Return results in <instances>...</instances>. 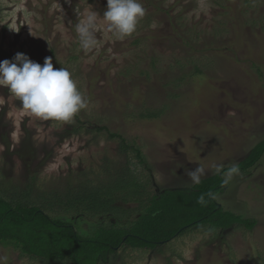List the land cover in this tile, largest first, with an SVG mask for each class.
I'll use <instances>...</instances> for the list:
<instances>
[{
  "label": "rangeland",
  "instance_id": "rangeland-1",
  "mask_svg": "<svg viewBox=\"0 0 264 264\" xmlns=\"http://www.w3.org/2000/svg\"><path fill=\"white\" fill-rule=\"evenodd\" d=\"M141 2L146 15L133 35L117 39L101 19L100 46L86 53L75 24L91 8L103 18L107 0H0V61L52 57L90 101L71 123L45 121L0 86V190L73 198L87 180L129 165L139 199L116 202L128 223L152 195L193 187L188 171L203 165L209 178L213 164H239L264 141V0ZM216 196L255 227L193 226L154 249L123 247L108 264H264V154ZM59 207L51 215L66 220ZM95 222H79L78 233L92 238ZM0 257L51 264L3 246Z\"/></svg>",
  "mask_w": 264,
  "mask_h": 264
},
{
  "label": "trees",
  "instance_id": "trees-1",
  "mask_svg": "<svg viewBox=\"0 0 264 264\" xmlns=\"http://www.w3.org/2000/svg\"><path fill=\"white\" fill-rule=\"evenodd\" d=\"M148 116L151 118L157 113ZM101 129L107 130L106 127ZM122 146L129 148L125 141ZM132 149L136 159H142L140 150ZM263 154L262 140L247 159L238 164L240 171L253 167ZM128 167L125 166L118 173L105 171L106 179L100 183L92 179L80 182L79 191L73 198L61 193L60 198H57L59 195L56 192L52 200L46 198V194H42V198L30 199V196L33 197L32 186L22 192L0 190V246L51 264H108L111 255L123 247L154 249L193 226L210 225L227 231L236 225L247 230L256 225L254 219L225 211L216 199L207 196L209 191L217 195L224 190L222 176L217 174L201 179L199 185L191 188L167 189L154 194L150 201L142 205L143 214L132 222H121L119 216L124 214L120 213L125 211L116 206V202L123 199L130 201L138 194V184L129 180L135 176L127 174ZM201 194L207 200L205 206L197 203ZM142 203L140 199L139 204ZM148 206L150 208L147 211ZM58 207L68 214L66 220L51 215L58 211ZM70 214L75 216L70 217ZM86 219L88 222L97 219L92 238L81 236L76 228L79 222H85Z\"/></svg>",
  "mask_w": 264,
  "mask_h": 264
},
{
  "label": "clouds",
  "instance_id": "clouds-1",
  "mask_svg": "<svg viewBox=\"0 0 264 264\" xmlns=\"http://www.w3.org/2000/svg\"><path fill=\"white\" fill-rule=\"evenodd\" d=\"M145 15L146 9L141 0H107L103 18L91 8L75 24L79 48L86 53L98 49L100 41L96 32L101 26V19L106 24L107 33L123 39L137 31L139 22ZM0 86L8 88L10 94L21 102L23 111L45 121L71 123L90 103L74 74L66 67L54 68L52 57H45L43 65L23 53H17L13 60L0 61ZM212 168L217 175L222 176L223 185L240 175L238 164L227 169L223 165L213 164ZM205 174L203 165L187 172L194 185H199ZM207 196L217 199L216 194L211 191ZM197 203L202 206L207 204L204 194L200 195ZM5 259L6 257H0V264H4Z\"/></svg>",
  "mask_w": 264,
  "mask_h": 264
}]
</instances>
